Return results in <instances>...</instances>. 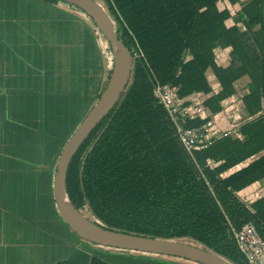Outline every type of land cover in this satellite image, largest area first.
<instances>
[{"label":"trees","instance_id":"16d2710c","mask_svg":"<svg viewBox=\"0 0 264 264\" xmlns=\"http://www.w3.org/2000/svg\"><path fill=\"white\" fill-rule=\"evenodd\" d=\"M27 1L67 15L56 9L67 6L57 0ZM93 1L106 6L118 39L133 58L132 73L116 106L69 164L71 203L105 230L187 243L228 264H246L231 228L251 224L264 240V197L246 205L237 196L264 182V155L229 172L264 152V116H258L264 105V0ZM224 3L239 10L229 11ZM75 10L89 23L92 46L93 34L106 44V80L89 111L107 85L112 57L91 20ZM218 52H227L228 66L218 65ZM156 83L172 85L181 97L205 96L206 116L189 122L190 128L211 120L240 96L243 114L236 133L189 155L153 96ZM89 249L88 264H180Z\"/></svg>","mask_w":264,"mask_h":264},{"label":"crops","instance_id":"0c3cea01","mask_svg":"<svg viewBox=\"0 0 264 264\" xmlns=\"http://www.w3.org/2000/svg\"><path fill=\"white\" fill-rule=\"evenodd\" d=\"M224 6L239 10L237 5ZM56 9L72 17L27 0H0V264L90 260V249L75 241L62 224L52 187L66 140L105 83L107 56L96 34L92 46L88 21L64 5ZM216 57L219 66L229 65L227 52ZM228 102L211 119L215 131L239 127L242 114L232 122ZM241 108L242 104L237 110ZM237 196L244 204H253L264 197V182Z\"/></svg>","mask_w":264,"mask_h":264},{"label":"water","instance_id":"95a60500","mask_svg":"<svg viewBox=\"0 0 264 264\" xmlns=\"http://www.w3.org/2000/svg\"><path fill=\"white\" fill-rule=\"evenodd\" d=\"M79 10L94 24L109 45L112 67L107 85L92 108L63 147L53 178V200L65 226L80 240L111 250L170 257L193 264H228L217 256L193 245L161 239L120 234L100 228L79 213L66 190L69 164L92 131L112 111L129 85L133 58L118 39L106 11L93 0H57Z\"/></svg>","mask_w":264,"mask_h":264},{"label":"built area","instance_id":"2783aa9c","mask_svg":"<svg viewBox=\"0 0 264 264\" xmlns=\"http://www.w3.org/2000/svg\"><path fill=\"white\" fill-rule=\"evenodd\" d=\"M153 96L167 114L175 128L177 139L182 148L191 155L210 147L214 142L236 133L237 126L215 131V123L209 120L198 127H188L189 122L203 118L205 114V96L193 93L186 97L179 95L178 89L169 84L156 83ZM258 116H264V105ZM237 251L246 264H264V240L251 224L240 229L231 228Z\"/></svg>","mask_w":264,"mask_h":264},{"label":"rangeland","instance_id":"374dc122","mask_svg":"<svg viewBox=\"0 0 264 264\" xmlns=\"http://www.w3.org/2000/svg\"><path fill=\"white\" fill-rule=\"evenodd\" d=\"M102 8L106 11V6L104 5V7L102 6ZM65 10L68 11V12H73L75 16H78V17H81L82 19H85L84 16H81L80 13L78 11H76L74 8H70L69 6H65ZM107 12V11H106ZM87 21V19H85ZM101 42L103 43L104 47L106 48V44L103 40H101ZM220 62H222V57H218ZM112 64V58H111V61L109 59L108 61V64L110 65V63ZM107 68H108V65H107ZM94 105V104H93ZM241 106V103H240V98L239 97H235L233 99H231L228 104H227V108L231 109L233 112H231L228 116V118H230V120L232 122H237L238 121V118L240 117V114H243V110L242 108L240 110H237L239 107ZM85 117V116H84ZM83 117V118H84ZM83 120V119H82ZM81 120V121H82ZM80 124V123H79ZM78 127V126H77ZM76 127V128H77ZM75 131V130H74ZM68 141V140H67ZM74 240L77 241L81 246H84L86 248H94V249H106V248H103V247H98V246H95V245H92L90 243H87V242H84L82 240H80L79 238H77L76 236H74ZM148 257H153L152 255H148ZM154 258L158 259V260H164V261H168V262H172V263H184V264H190L189 262H186V261H182V260H177V259H174V258H170V257H161V256H155Z\"/></svg>","mask_w":264,"mask_h":264}]
</instances>
